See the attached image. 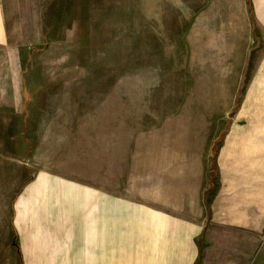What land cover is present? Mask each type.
I'll return each mask as SVG.
<instances>
[{"label":"rangeland","instance_id":"rangeland-1","mask_svg":"<svg viewBox=\"0 0 264 264\" xmlns=\"http://www.w3.org/2000/svg\"><path fill=\"white\" fill-rule=\"evenodd\" d=\"M0 4V264H175L214 204L264 264V0Z\"/></svg>","mask_w":264,"mask_h":264},{"label":"crops","instance_id":"crops-1","mask_svg":"<svg viewBox=\"0 0 264 264\" xmlns=\"http://www.w3.org/2000/svg\"><path fill=\"white\" fill-rule=\"evenodd\" d=\"M218 205L214 204V207H211L210 204L211 208L207 209L202 226L193 235L195 239L188 241L190 251L175 264L250 263L261 241L257 242L259 240L255 235L248 238L246 227L236 223L234 217L237 214L241 215L244 207L227 209L223 204L221 207Z\"/></svg>","mask_w":264,"mask_h":264}]
</instances>
